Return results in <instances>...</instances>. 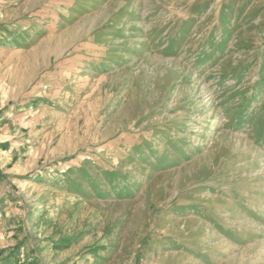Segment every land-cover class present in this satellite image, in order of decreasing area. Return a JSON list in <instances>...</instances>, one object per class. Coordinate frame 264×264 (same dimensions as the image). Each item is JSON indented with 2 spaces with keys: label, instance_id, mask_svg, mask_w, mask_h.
Segmentation results:
<instances>
[{
  "label": "rangeland",
  "instance_id": "obj_1",
  "mask_svg": "<svg viewBox=\"0 0 264 264\" xmlns=\"http://www.w3.org/2000/svg\"><path fill=\"white\" fill-rule=\"evenodd\" d=\"M0 264H264V0H0Z\"/></svg>",
  "mask_w": 264,
  "mask_h": 264
}]
</instances>
